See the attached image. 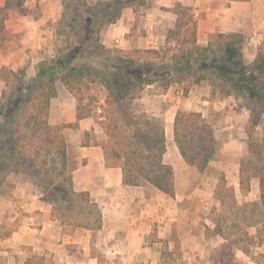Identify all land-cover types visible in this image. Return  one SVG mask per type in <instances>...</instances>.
<instances>
[{
	"label": "trees",
	"instance_id": "16d2710c",
	"mask_svg": "<svg viewBox=\"0 0 264 264\" xmlns=\"http://www.w3.org/2000/svg\"><path fill=\"white\" fill-rule=\"evenodd\" d=\"M39 1L36 0V9ZM25 2L4 0L0 6V44L7 34L5 21L9 13L15 17L31 14ZM62 2L66 4L56 35L64 37V47H56L53 56L37 63L35 76L30 79L22 68L0 66V190L7 185L8 175L21 173L40 189L43 200L51 205L53 219L72 229L93 233L101 229L98 205L88 192L77 193L72 188L71 172L79 162L70 157L62 129H77L78 124L58 126L49 120L51 102L57 96L55 83L60 82L76 101L77 121L89 117L101 119V139L96 144L106 165L120 168L122 185L150 187L174 198L173 168L163 160L167 150L164 125L145 111L137 110L135 102L151 85L166 92L171 85L187 79L195 85L205 81L210 84V99L219 91L240 101L248 112L244 132L250 158L239 161L238 183L241 192H248L251 179L258 180L259 214L263 216L246 227L233 223L226 228L225 217L219 215L214 227L206 228L209 237L219 236L223 240L213 264H235L234 250L239 241L247 243V248L242 247L245 254L250 253V245L262 247L264 140H254V133L264 117V39L257 46L252 62L244 57L247 42L241 33H211L206 45H199L193 11L178 4L172 8L176 18L168 24L161 50L106 48L100 42V30L114 24L125 8L133 7V2L104 0L94 6L84 0ZM92 84L105 91L104 101L98 107L84 103L83 89ZM187 91L188 87H184L183 93ZM89 140V133H85L81 146H88ZM172 141L184 164L198 173L214 174L217 212L233 210L237 204L233 188L227 185L222 173L211 168L217 154L213 124L198 111L177 110L172 122ZM80 163L85 164V160ZM171 240L174 248H178L175 232ZM96 258L97 264H101L102 259ZM257 263L264 264V253L258 254ZM25 264L52 263L44 256L32 254Z\"/></svg>",
	"mask_w": 264,
	"mask_h": 264
},
{
	"label": "crops",
	"instance_id": "0c3cea01",
	"mask_svg": "<svg viewBox=\"0 0 264 264\" xmlns=\"http://www.w3.org/2000/svg\"><path fill=\"white\" fill-rule=\"evenodd\" d=\"M3 4L4 0H0V6ZM58 4L59 0H40L37 3L41 12L38 18H31L29 15L15 17L9 13L5 21L6 33L21 30L24 32V39L43 40L46 32L44 23L53 13V9L57 10ZM178 4L193 11L199 45H206L211 33H241L247 42L243 49L244 57L247 62L253 61L255 50L264 39V0H152L150 5L143 8L142 27L136 26L134 7L125 8L114 24L100 30V42L106 48L114 45L121 50H161L168 24L176 18L172 8ZM35 6L36 0H26L25 7L29 11ZM11 19H16L15 23H18L10 31L8 23ZM28 44L29 42L15 49L7 47L4 50L5 43L2 42L0 66H9L13 70L22 68L27 79L33 78L35 65L41 60L34 49H39L41 44ZM56 83L57 96L51 102L50 122L58 126L75 122L78 124L77 129H62L70 157L79 162L77 168L71 172L73 190L77 193L88 192L91 200L98 205L102 216V227L96 231L98 234L106 233L109 238L114 239L119 232L128 231L129 234L121 235L122 238L129 239L132 235L133 239H138L134 220L132 216L127 219L126 215L133 210L135 203L145 201L144 191H139L143 188L122 185L120 168L108 167L101 148L96 144L101 139V128H97V123L93 120L95 118L77 121L75 99L58 100L59 88ZM183 83L171 85L166 92H162L156 85L148 86L144 90L156 88L159 93L154 97L170 102L175 95L182 94ZM192 85L198 86L193 83ZM60 86L64 88L62 84ZM139 99L145 100L147 96ZM55 102H58L57 105ZM139 111H145L154 117L153 111L149 109ZM166 128L171 139L172 127L168 124ZM259 128L264 132V117L256 130ZM85 133H89L90 140L88 146H81ZM82 160H85L83 165L80 163ZM6 182L11 183V187L5 192L0 190V264H25L27 257L32 254L44 256L52 264H97V256L92 254L90 242L95 232L82 228H71L68 231L70 226L53 219L51 205L43 200L40 189L25 175L12 173L7 176ZM124 221L127 222V227L122 225Z\"/></svg>",
	"mask_w": 264,
	"mask_h": 264
},
{
	"label": "rangeland",
	"instance_id": "374dc122",
	"mask_svg": "<svg viewBox=\"0 0 264 264\" xmlns=\"http://www.w3.org/2000/svg\"><path fill=\"white\" fill-rule=\"evenodd\" d=\"M84 1L90 6H94L104 0ZM131 1L136 12V26L142 27L144 21V17L142 18L144 16L142 13L143 8L150 5L152 0ZM64 4L66 3L59 0L57 10L54 11L53 9V13L49 15L47 22L44 23L46 32L42 37L43 40L26 39V37L24 39V32L13 30L14 32L7 33L4 37V50L7 47L18 48L23 43L29 42L28 45H31L37 42L41 46L39 49L35 48L34 51L41 59L40 61L48 60L53 56L56 47H64L66 44L64 37L56 35ZM40 15L41 12L37 7V9H31L29 17L38 18ZM15 20L11 19L8 23L11 27L10 31L18 23H15ZM85 48L87 47L85 46ZM112 48L117 47L113 45ZM56 84L59 88L58 100H74L73 95L64 86H62L64 88H60L61 84L59 82ZM184 87H188L186 94L183 93ZM181 88L183 89L182 94L175 95L170 102L168 100L163 101L160 97H154L159 93L156 88L144 90L141 97L147 96V99H138L135 102L137 110L149 109L153 111L154 118L161 121L165 126L167 153L164 159L166 163L172 164L176 195L172 199L150 187L140 189L139 191H144L143 199L145 201L135 203L133 210L126 215L127 219L132 216L139 238L133 239L132 235L129 239L122 238L121 235L129 234L128 231L119 232L114 239L109 238V234L95 232L90 239L92 254L102 259L101 264H157L158 261L164 264L171 261L176 264H213L223 240L219 236L209 237L206 234V228L212 229L219 215L225 217L223 225L226 228L233 223H239L246 227L247 224L260 221L263 218L259 214L260 191L258 180L251 179L248 192H241L238 185L239 161L241 159L248 161L250 158L248 154V137L244 132L248 112L242 107L240 101L224 96L219 91H216L215 97L210 99L211 88L208 82L203 81L198 86H193L191 79H187V82L183 83ZM83 93L84 103H87L90 107H98L105 98V91L97 84H92L87 89L84 88ZM57 103L55 102V105ZM177 110L198 111L206 121L213 124L217 154L211 162V168L222 173L227 185L233 188L234 199L237 202L233 210L227 211L224 209L222 213L217 212L219 202L214 198L217 184L214 174L212 172L198 173L194 168L184 164L179 157L166 128L168 124L172 127L171 120ZM93 120L97 123V128L100 127L101 119ZM260 139L264 140V132L259 128L254 133V140ZM10 184L7 182V185H3L1 190L3 192L7 191ZM140 195L142 196V194ZM126 223L124 221L122 225L127 227ZM70 230L71 227L68 228V231ZM173 232H175L178 239V248H174L171 240ZM80 238L84 239L83 237ZM238 244L239 246L234 250L235 264H249L250 261L258 264V254L264 253V245L259 248L250 245V253L245 254L242 247L247 248V243L239 241ZM79 257L82 256L79 255ZM46 261L48 262V260Z\"/></svg>",
	"mask_w": 264,
	"mask_h": 264
},
{
	"label": "built area",
	"instance_id": "2783aa9c",
	"mask_svg": "<svg viewBox=\"0 0 264 264\" xmlns=\"http://www.w3.org/2000/svg\"><path fill=\"white\" fill-rule=\"evenodd\" d=\"M97 112H99V110L97 109ZM249 264H256V263H254V262H249Z\"/></svg>",
	"mask_w": 264,
	"mask_h": 264
}]
</instances>
